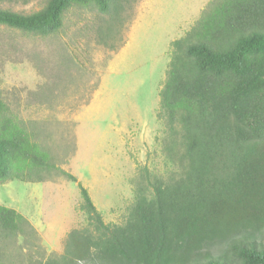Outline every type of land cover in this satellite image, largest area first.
I'll return each instance as SVG.
<instances>
[{"label":"trees","instance_id":"1","mask_svg":"<svg viewBox=\"0 0 264 264\" xmlns=\"http://www.w3.org/2000/svg\"><path fill=\"white\" fill-rule=\"evenodd\" d=\"M127 1L45 0L29 14L0 9V26L48 36L73 6L118 20ZM171 48L159 105L181 176L148 180L150 197L139 186L122 225L105 224L79 185L87 226L42 264H264V0L210 1ZM9 111L0 95V183H40L48 156ZM24 230L0 205V239Z\"/></svg>","mask_w":264,"mask_h":264},{"label":"rangeland","instance_id":"2","mask_svg":"<svg viewBox=\"0 0 264 264\" xmlns=\"http://www.w3.org/2000/svg\"><path fill=\"white\" fill-rule=\"evenodd\" d=\"M210 1L129 0L118 20L73 6L48 36L0 26L1 99L50 165L40 183H0V205L31 228L0 239V264H42L60 255L67 234L87 226L79 185L105 224L122 225L139 186L150 197L148 180L181 176L180 147L167 150L159 91L171 43ZM44 4L0 0V9L29 14Z\"/></svg>","mask_w":264,"mask_h":264}]
</instances>
